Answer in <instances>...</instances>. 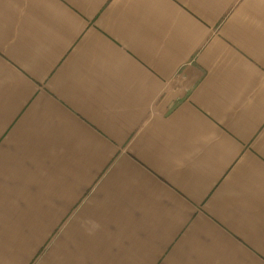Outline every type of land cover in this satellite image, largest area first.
Masks as SVG:
<instances>
[{
  "label": "crops",
  "instance_id": "obj_1",
  "mask_svg": "<svg viewBox=\"0 0 264 264\" xmlns=\"http://www.w3.org/2000/svg\"><path fill=\"white\" fill-rule=\"evenodd\" d=\"M0 264H264V0H0Z\"/></svg>",
  "mask_w": 264,
  "mask_h": 264
}]
</instances>
